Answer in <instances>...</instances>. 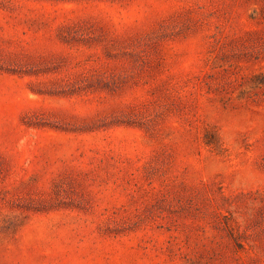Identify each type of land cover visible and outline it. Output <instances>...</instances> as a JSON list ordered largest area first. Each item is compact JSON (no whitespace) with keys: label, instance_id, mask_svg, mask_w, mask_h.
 Wrapping results in <instances>:
<instances>
[{"label":"rangeland","instance_id":"rangeland-1","mask_svg":"<svg viewBox=\"0 0 264 264\" xmlns=\"http://www.w3.org/2000/svg\"><path fill=\"white\" fill-rule=\"evenodd\" d=\"M0 264H264V0H0Z\"/></svg>","mask_w":264,"mask_h":264}]
</instances>
